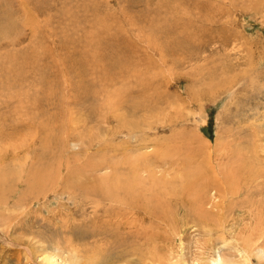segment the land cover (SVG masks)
I'll list each match as a JSON object with an SVG mask.
<instances>
[{
  "label": "rangeland",
  "instance_id": "obj_1",
  "mask_svg": "<svg viewBox=\"0 0 264 264\" xmlns=\"http://www.w3.org/2000/svg\"><path fill=\"white\" fill-rule=\"evenodd\" d=\"M0 264H264V0H0Z\"/></svg>",
  "mask_w": 264,
  "mask_h": 264
},
{
  "label": "bare ground",
  "instance_id": "obj_2",
  "mask_svg": "<svg viewBox=\"0 0 264 264\" xmlns=\"http://www.w3.org/2000/svg\"><path fill=\"white\" fill-rule=\"evenodd\" d=\"M137 105L139 106V105H141V103H137ZM137 105H135L136 106V109H138L137 108ZM148 106V105H147ZM119 107V106H118ZM131 107V109H132V107L133 106H130ZM144 107H145V104L144 105H142V110H144ZM116 109V108H115ZM118 109V108H117ZM145 110H146V108H145ZM148 110V109H147ZM132 111H133V109H132ZM143 161V160H142ZM145 162V161H144ZM210 164V163H209ZM248 164V163H247ZM250 165V164H249ZM209 168H210V166H208ZM246 168V167H245ZM250 170V169H249ZM212 173H213V179H214V184L216 183H218L219 184V182H220V180H219V178L217 177V175H216V173H215V168H214V170L212 169ZM250 173V172H249ZM252 173H254V172H252ZM128 177V175L125 177V181L126 182H120V178L117 176V174H115L114 176H112L111 178H108L107 180L105 179H103V181H102V184L101 185H99V184H96L95 186H92V187H90L89 189H88V193L89 194H100V192H102L104 189H106L105 191H106V194L109 196V197H111V199H117V198H119V202H121V203H123V204H125L126 206L128 205L129 206V208L131 209V208H137L136 206V204H138V201H137V191L138 190H136V185H137V182H135V180H133V177H130V178H127ZM122 178V177H121ZM127 178V179H126ZM220 178H221V176H220ZM212 179V178H211ZM71 180V179H70ZM68 181H69V179H68ZM222 181V180H221ZM101 183V182H100ZM75 184V182L74 181H70L69 182V184L67 183V185H69V186H71V187H73V186H76V184ZM213 184V185H214ZM78 185V184H77ZM141 185V184H140ZM79 186V185H78ZM80 186H81V184H80ZM85 187V186H84ZM83 187V188H84ZM74 188V187H73ZM81 188H82V186H81ZM87 188V187H86ZM85 189V188H84ZM139 193V192H138ZM142 194V193H141ZM106 195V197L105 198H107L108 196ZM104 196V195H103ZM143 198V197H142ZM136 199V200H135ZM140 203V202H139ZM131 206V207H130ZM135 206V207H134ZM133 209H131V211H132V213L135 215V214H138V213H136L137 211H134ZM139 209V208H138ZM155 212V211H154ZM154 212H153V214H154ZM152 213V212H151ZM155 214H158L159 215V211H156V213ZM151 215V214H150ZM160 216V215H159ZM151 219V218H150ZM215 262H216V259H215ZM218 262L219 263H221V259L220 260H218ZM170 263H172V262H170Z\"/></svg>",
  "mask_w": 264,
  "mask_h": 264
}]
</instances>
